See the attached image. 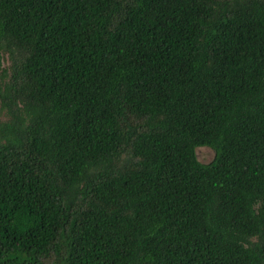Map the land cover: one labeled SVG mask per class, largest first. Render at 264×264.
<instances>
[{"label": "trees", "instance_id": "trees-1", "mask_svg": "<svg viewBox=\"0 0 264 264\" xmlns=\"http://www.w3.org/2000/svg\"><path fill=\"white\" fill-rule=\"evenodd\" d=\"M0 118V264H264V0H0Z\"/></svg>", "mask_w": 264, "mask_h": 264}, {"label": "rangeland", "instance_id": "rangeland-1", "mask_svg": "<svg viewBox=\"0 0 264 264\" xmlns=\"http://www.w3.org/2000/svg\"><path fill=\"white\" fill-rule=\"evenodd\" d=\"M7 64H8V62L5 60L3 63V66L5 67V66H7ZM196 155H197V159L201 163L206 164L212 160L214 153L208 148H198L196 150Z\"/></svg>", "mask_w": 264, "mask_h": 264}]
</instances>
